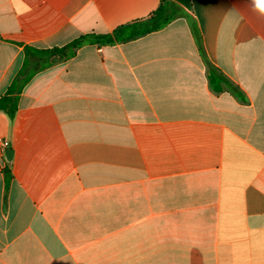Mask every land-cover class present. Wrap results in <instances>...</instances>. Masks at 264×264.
Here are the masks:
<instances>
[{"label": "crops", "instance_id": "crops-1", "mask_svg": "<svg viewBox=\"0 0 264 264\" xmlns=\"http://www.w3.org/2000/svg\"><path fill=\"white\" fill-rule=\"evenodd\" d=\"M164 4L0 0V264H264V0H190L201 43L178 17L14 86L25 47Z\"/></svg>", "mask_w": 264, "mask_h": 264}, {"label": "trees", "instance_id": "trees-1", "mask_svg": "<svg viewBox=\"0 0 264 264\" xmlns=\"http://www.w3.org/2000/svg\"><path fill=\"white\" fill-rule=\"evenodd\" d=\"M186 8H191L190 0H177ZM178 7L174 4H164L158 8L154 15L147 21L137 23L133 31L130 29L122 37L120 31L116 30L113 34H88L81 36L70 44L64 47H54L45 50H36L32 47H25V63L20 74L17 76L14 86L20 85V89L37 73L64 61L73 58L77 51L85 45L103 44L114 45L120 41H129L141 36L156 32L167 27L172 21L178 17L186 18L189 22L192 32L198 43H201V36L195 19L190 16L183 7ZM121 30V29H120ZM11 91V90H10ZM8 114L13 118V111H8ZM9 177V173L6 171Z\"/></svg>", "mask_w": 264, "mask_h": 264}, {"label": "built area", "instance_id": "built-area-1", "mask_svg": "<svg viewBox=\"0 0 264 264\" xmlns=\"http://www.w3.org/2000/svg\"><path fill=\"white\" fill-rule=\"evenodd\" d=\"M10 143L6 140L2 141L1 143V148H2V153L5 154L6 149H8Z\"/></svg>", "mask_w": 264, "mask_h": 264}, {"label": "water", "instance_id": "water-1", "mask_svg": "<svg viewBox=\"0 0 264 264\" xmlns=\"http://www.w3.org/2000/svg\"><path fill=\"white\" fill-rule=\"evenodd\" d=\"M6 158L10 161L13 157V150H6L5 151Z\"/></svg>", "mask_w": 264, "mask_h": 264}, {"label": "clouds", "instance_id": "clouds-1", "mask_svg": "<svg viewBox=\"0 0 264 264\" xmlns=\"http://www.w3.org/2000/svg\"><path fill=\"white\" fill-rule=\"evenodd\" d=\"M262 2V0H257V3L259 4V3H261Z\"/></svg>", "mask_w": 264, "mask_h": 264}]
</instances>
